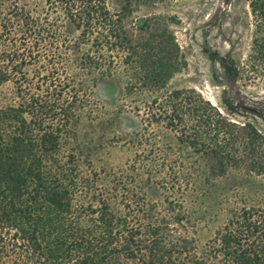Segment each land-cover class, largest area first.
<instances>
[{
  "label": "trees",
  "instance_id": "trees-1",
  "mask_svg": "<svg viewBox=\"0 0 264 264\" xmlns=\"http://www.w3.org/2000/svg\"><path fill=\"white\" fill-rule=\"evenodd\" d=\"M46 1L80 32L76 40L55 37L47 17L0 0V87L13 79L18 99L0 108V264H264V210H242L200 246L175 199L231 170L264 176L256 120H237L229 104L220 108L195 89H169L187 67L171 18L134 15L175 0H121L117 10L109 0ZM250 7L252 55L264 70V0ZM44 46L49 67L29 78ZM120 74L180 146L163 152L147 178L140 172L100 186L83 176L64 141L90 92ZM121 200L118 214L113 202Z\"/></svg>",
  "mask_w": 264,
  "mask_h": 264
},
{
  "label": "rangeland",
  "instance_id": "rangeland-1",
  "mask_svg": "<svg viewBox=\"0 0 264 264\" xmlns=\"http://www.w3.org/2000/svg\"><path fill=\"white\" fill-rule=\"evenodd\" d=\"M15 1L33 17H47L56 26L55 37L76 40L80 36L72 24L64 25L62 11L49 7L46 0ZM250 1L175 0L143 7L134 17L171 18L187 67L170 81L169 89H195L220 108L229 104L228 111L237 120H256L264 129V70L252 55L256 18ZM120 3L109 0V7L117 10ZM50 51L44 46L40 58L31 61L29 78L39 67L45 74ZM62 59L57 60L59 74L66 67ZM128 82L122 74L100 82L72 122L71 140L64 141L65 152H74L83 176L98 180L100 186L127 176L134 180L140 172L147 178L155 170L152 166L163 163V152L179 150L178 134L156 124L145 98L132 93ZM16 87L13 79L0 87V108L17 104ZM183 193L175 199L183 201L192 220L191 235L200 246L209 244L242 210H264V176L243 170H231L200 190ZM113 208L123 214L122 200L113 202Z\"/></svg>",
  "mask_w": 264,
  "mask_h": 264
}]
</instances>
